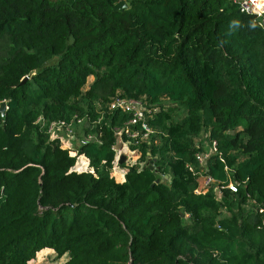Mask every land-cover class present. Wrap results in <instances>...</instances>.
<instances>
[{"label": "trees", "instance_id": "obj_1", "mask_svg": "<svg viewBox=\"0 0 264 264\" xmlns=\"http://www.w3.org/2000/svg\"><path fill=\"white\" fill-rule=\"evenodd\" d=\"M118 2L0 0V264L46 249L65 264H264L262 20L232 0ZM116 97L157 110L124 177L110 172L128 115L74 124L77 140L98 136L74 150L47 133L97 121ZM203 134L218 154L202 174L239 183L220 200L196 195L186 168L200 171ZM79 157L89 170L74 169Z\"/></svg>", "mask_w": 264, "mask_h": 264}, {"label": "built area", "instance_id": "obj_2", "mask_svg": "<svg viewBox=\"0 0 264 264\" xmlns=\"http://www.w3.org/2000/svg\"><path fill=\"white\" fill-rule=\"evenodd\" d=\"M125 1V0H120ZM232 3L238 7V10L242 14L255 16L257 19L263 20L264 19V0H232ZM262 25V24H261ZM97 114H100V118L95 121L90 118H78L74 117L71 122L66 121H58L50 123L47 126V133L52 136V138H56L61 141L59 138L60 134L66 135L67 138L66 142H62L66 148H69L71 150L77 149L80 146H84L89 142H98V136L96 134L93 135H87L83 136L82 139L76 140L74 136V124L81 127V126H89L90 128H93L97 124L101 123V118L104 114V109L107 110L109 113L113 112H119L122 114L128 115L130 118L129 120L123 125V129H115L116 133V146L114 147V160L112 162V173L120 174L121 177H124L127 173V169L131 166H134L136 163H138L140 154L139 152L135 150H131L130 146L132 145V141L136 140H144L148 141V138L150 135H152L154 132L149 127L148 122L154 118V116L157 113L156 108L152 107L151 105L147 104L146 100L140 99H127V98H119L116 97L113 99L110 103H108L105 106L98 105L97 106ZM7 109V108H6ZM37 124L44 125L45 121L42 117L38 118L36 121ZM59 133V135H57ZM124 136L128 138L126 141H123ZM206 140L208 136L206 135ZM76 140V141H75ZM211 141V142H210ZM209 141V151L207 153L203 152V148L201 146V143L198 139L195 140V145H197L198 148H202V151L200 153H197L195 155V160L198 163L200 167V171H197V168H194L193 166L187 165L186 168L190 173H192L195 177H197L198 186L195 189L194 193L196 195H205L208 192L212 191L215 198L221 199L223 196V191H228L232 194L237 193V188L239 186L238 182L228 181V182H219L213 180L211 177L202 174V170L206 167L207 161L209 157L213 154H218L217 152V143L214 140ZM72 144L75 143V146L73 144L70 146L68 143ZM147 144H150L147 142ZM206 145V142L205 144ZM125 156L126 159L123 164H119L120 157ZM133 156H136L133 159ZM85 161L87 162L86 164ZM81 165L83 167L86 165L84 170H89V162L84 157H79L77 164ZM148 164V163H147ZM147 164L143 167H146ZM74 169L76 170L77 168ZM77 171V170H76ZM80 172V171H78ZM85 172V171H83ZM261 225L264 226V216L261 220Z\"/></svg>", "mask_w": 264, "mask_h": 264}, {"label": "rangeland", "instance_id": "obj_3", "mask_svg": "<svg viewBox=\"0 0 264 264\" xmlns=\"http://www.w3.org/2000/svg\"><path fill=\"white\" fill-rule=\"evenodd\" d=\"M92 82H93V78L90 77L88 79V81H87V85H86L85 89H87ZM57 135H59V133H57ZM65 136L66 135L60 134L59 138L61 139L62 142H66L67 141V138ZM205 137H206V134H203L202 135V143H201V146H202V148L204 150L203 152H206V150H207V153H208L210 147H209V142L206 141V138ZM61 141H60V143H61ZM77 142H78V140H77ZM205 142H206V145H204ZM68 144L70 146L72 144H73V146H75V143H72V144L68 143ZM61 145L63 147H65L64 144L61 143ZM135 157L136 156H133V159ZM86 163L87 162L85 161L84 164H86ZM85 167H86V165H84L83 167H81V165H79V163H78L75 168H77L76 169L77 171L83 172V171H86V170H84ZM112 176L116 177L117 176V173H112ZM159 178H161L164 181V183L167 181V179H169L168 176H161ZM67 261H68V256L67 255H65V256H63L61 258H58V257H56V255H55V253L53 251L43 250V251L37 253L35 259L32 260V261H30V262H28V264H65Z\"/></svg>", "mask_w": 264, "mask_h": 264}, {"label": "water", "instance_id": "obj_4", "mask_svg": "<svg viewBox=\"0 0 264 264\" xmlns=\"http://www.w3.org/2000/svg\"><path fill=\"white\" fill-rule=\"evenodd\" d=\"M127 4L124 2V1H120V2H118L113 8H112V10L114 11V12H123L124 10H127ZM262 28L264 29V19L262 20ZM27 80V78H24V80L21 82V84L22 83H24L25 81ZM5 111H6V104L5 103H2V104H0V116H4L5 115ZM125 159H126V157L125 156H122V157H120V160H119V164H123L124 163V161H125ZM148 169V170H150V171H152V172H154V174H158L157 173V168H154V166H153V162L152 163H149L146 167H144L143 169ZM160 177V176H159ZM169 177V176H168ZM169 180H170V178H169ZM164 183V181L161 179V178H158L155 182H154V184L153 185H157V184H163ZM152 185V186H153Z\"/></svg>", "mask_w": 264, "mask_h": 264}, {"label": "crops", "instance_id": "obj_5", "mask_svg": "<svg viewBox=\"0 0 264 264\" xmlns=\"http://www.w3.org/2000/svg\"><path fill=\"white\" fill-rule=\"evenodd\" d=\"M117 176H121L120 174H117ZM46 250H48V249H46ZM49 251H51V250H49Z\"/></svg>", "mask_w": 264, "mask_h": 264}, {"label": "clouds", "instance_id": "obj_6", "mask_svg": "<svg viewBox=\"0 0 264 264\" xmlns=\"http://www.w3.org/2000/svg\"><path fill=\"white\" fill-rule=\"evenodd\" d=\"M7 110V109H6ZM169 178V177H168ZM169 181V179H167Z\"/></svg>", "mask_w": 264, "mask_h": 264}]
</instances>
